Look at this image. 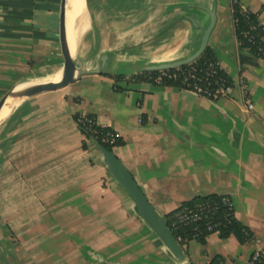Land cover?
<instances>
[{"label": "crops", "instance_id": "0c3cea01", "mask_svg": "<svg viewBox=\"0 0 264 264\" xmlns=\"http://www.w3.org/2000/svg\"><path fill=\"white\" fill-rule=\"evenodd\" d=\"M60 3L0 0L1 97L61 59ZM239 3L264 30V0ZM85 8L88 26L76 50L68 44L74 54L89 44L75 61L83 73L0 116V181L26 199L27 253L40 264H246L254 250L264 252V50L255 57L239 47L231 0H85ZM211 11L208 46L231 80L227 96L133 79L194 53ZM81 113L122 139L113 154L157 217L196 197L225 195L251 237L240 243L210 233L204 243H179L184 257L174 258L77 126Z\"/></svg>", "mask_w": 264, "mask_h": 264}, {"label": "trees", "instance_id": "16d2710c", "mask_svg": "<svg viewBox=\"0 0 264 264\" xmlns=\"http://www.w3.org/2000/svg\"><path fill=\"white\" fill-rule=\"evenodd\" d=\"M232 17L234 20V34L236 41L241 49L248 50L253 56L261 57L263 55L264 50V30L262 26L259 24L258 17L256 13L251 11L245 10L241 7L240 3H233L232 4ZM216 60L212 49L207 45L204 52L193 62L183 65L177 69H170L168 70L170 73L177 74L178 78L176 80H168L165 81L162 85L168 86H175L180 88H187L191 89L195 85H198L202 88H214L215 82L217 78L221 76L227 77L228 84L231 85L230 78L221 70L216 74L209 73L207 71L208 64L212 61ZM157 71H146L144 73H140L135 75L134 78L137 81H147L149 80L150 76H154ZM184 77L187 78L185 83L182 82ZM115 80H120L122 78L121 75H116L113 77ZM93 118L94 116L91 115ZM77 115H75V118ZM111 130L107 127H102L98 124H94L91 127V131L85 132L81 130V132L87 138H94L98 145L105 147L107 150L113 152V147L117 145H121L123 143L120 137H117L113 143L109 141L105 142L102 141V138L106 135L107 131ZM85 143H83V147H85ZM218 195H207L193 198L190 201L182 203L178 208L173 210L170 213L165 215L167 226L172 234V236L177 239L179 233L183 235L184 238L187 240L192 239L191 233H189L188 228H184L180 231H177L171 227L170 219L172 214L178 211L182 206L185 205H194L198 203H203L206 201H213L217 200ZM216 217H223L222 208L215 214ZM209 234H203L197 237V241L204 243L206 236ZM229 235H234L240 243L246 242L250 237L251 234L249 231L243 227L235 218L227 221L220 227L219 236L222 238H226ZM215 263L218 261V258L214 259Z\"/></svg>", "mask_w": 264, "mask_h": 264}, {"label": "water", "instance_id": "95a60500", "mask_svg": "<svg viewBox=\"0 0 264 264\" xmlns=\"http://www.w3.org/2000/svg\"><path fill=\"white\" fill-rule=\"evenodd\" d=\"M67 2L68 0H61L60 13H59V44L63 59V63L61 67L62 68L61 78L58 81L38 83L29 86L28 88H25L21 91H14L15 87L11 88L4 95H2V97H0V110L5 100L10 95L24 99L37 95L39 93L62 88L67 84L73 82L78 75L83 73L81 69L77 68L75 60L73 59V57H71L66 44L65 16H66ZM214 24H215V15L211 11L209 25L206 27L201 37L199 47L194 53L178 61L152 65L150 67V70L161 71V70L177 69L183 65L189 64L194 60H196L206 49L208 45V39L214 27ZM104 59L105 56L101 58V61L103 62ZM98 70L99 69L97 68L96 71ZM99 149L102 154L103 161L107 167L108 172L121 185V187L126 191V193L133 199L140 217L145 221V223L149 226V228L157 235L158 239L169 251V253L177 260H182L184 257L183 251L180 245L175 240V238L172 236L167 226L166 218L157 217L154 214L151 204L147 200L143 191L137 185V183L135 182L129 171L115 157L113 152L107 150L105 147L100 145H99Z\"/></svg>", "mask_w": 264, "mask_h": 264}, {"label": "built area", "instance_id": "2783aa9c", "mask_svg": "<svg viewBox=\"0 0 264 264\" xmlns=\"http://www.w3.org/2000/svg\"><path fill=\"white\" fill-rule=\"evenodd\" d=\"M237 2H239V0H231V7L233 3ZM207 71L213 74L221 71L218 61L214 60L210 62L208 64ZM134 76L133 79H135ZM177 78V74L170 73L168 70H161L157 71L154 76H150L149 80L147 81L153 84L162 85L165 81L176 80ZM186 81L187 78L184 77L182 82L187 84ZM190 90L215 100L217 98L227 96L230 93L231 85L228 84L227 77L221 76L220 78L216 79L214 88H202L198 85H195ZM247 105L248 107H252L251 103H248ZM75 121L79 129L85 132L91 131L92 125L97 124L95 118H93L90 114L85 113L78 114L75 118ZM117 137L119 136L113 130H108L106 135L102 138V141H109L110 143H113ZM221 208L223 211V217H216L215 214ZM233 218L234 215L229 198L225 195H218L217 200L182 206L178 211L172 214L170 223L171 227L177 231L188 228L189 233L192 235V239L196 240L197 237L203 234H210L214 232L219 233L220 227L224 225L225 222L230 221ZM175 240L179 244L180 242L186 241L187 239L179 233L177 239ZM263 255L264 252L262 250H254L246 264H263Z\"/></svg>", "mask_w": 264, "mask_h": 264}, {"label": "rangeland", "instance_id": "374dc122", "mask_svg": "<svg viewBox=\"0 0 264 264\" xmlns=\"http://www.w3.org/2000/svg\"><path fill=\"white\" fill-rule=\"evenodd\" d=\"M85 2V0H83ZM69 7H67L66 17H69ZM68 22V18H67ZM66 22V30L68 29L69 24ZM68 34V32H67ZM90 36L89 34H85L82 38L84 43L89 42ZM71 47L76 50L68 40ZM87 47L89 44H86ZM83 43L80 44L79 50L74 54L73 59L80 61L78 54L86 47ZM63 59H58L55 63L51 64V67L47 70H44L36 75L31 76V79H41L52 72L59 71L62 69ZM150 71V70H149ZM143 71L141 73H144ZM148 72V71H147ZM1 97V96H0ZM9 183L4 181H0V264H11L13 260H17L18 264H40V262H36V257H34L31 253H27L25 250V244L22 239L26 230L23 228V223L26 221L29 216L26 213H21V208L25 203L26 199L16 198L10 195ZM31 216V215H30ZM181 243V242H180ZM35 255V253H33ZM34 257V258H33ZM51 264H58V262H52ZM70 264H75L74 262Z\"/></svg>", "mask_w": 264, "mask_h": 264}, {"label": "bare ground", "instance_id": "6f19581e", "mask_svg": "<svg viewBox=\"0 0 264 264\" xmlns=\"http://www.w3.org/2000/svg\"><path fill=\"white\" fill-rule=\"evenodd\" d=\"M67 7H69L70 13L68 21H69V26L66 32H68V35L66 37V44L70 55L74 57V53L69 49V42L67 43L68 40H70V43L77 48V44L79 41V37L83 33L84 30H86L88 26V19L86 20V24L83 25V20H84V12L86 10L85 8V2L83 0H68L67 2ZM67 12V8H66ZM83 22V23H82ZM65 24H66V16H65ZM70 45V44H69ZM71 46V45H70ZM71 56V57H72ZM62 75V69L59 71L52 72L50 75L41 78V79H29L25 80L23 82H19L15 88L14 91H21L25 88H28L29 86L38 84V83H44V82H49V81H58L61 78ZM21 98L14 97L12 95L8 96L7 99L5 100L1 110H0V116L2 115V120L7 117V115L11 112V110L18 104L20 103ZM8 104V105H7ZM7 105V107H6ZM6 107V109H5Z\"/></svg>", "mask_w": 264, "mask_h": 264}]
</instances>
